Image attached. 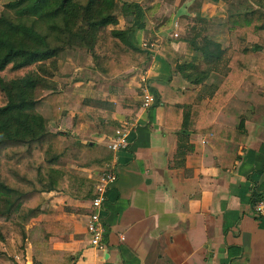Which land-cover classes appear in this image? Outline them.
Segmentation results:
<instances>
[{
    "label": "crops",
    "instance_id": "crops-1",
    "mask_svg": "<svg viewBox=\"0 0 264 264\" xmlns=\"http://www.w3.org/2000/svg\"><path fill=\"white\" fill-rule=\"evenodd\" d=\"M257 6L254 0H204L202 9L193 13L204 18L208 36L227 49L225 63L215 69L184 38L171 37L169 42L154 29L156 37L139 19L133 23L131 39L154 50L144 66L146 75L141 76V67L109 77L84 68L90 76L110 81L106 86L84 81L81 91L71 92L108 105H90L86 112L62 109L66 117L48 118L42 110L50 108L49 103H38L36 112L44 118L46 131H64L73 142L91 141L107 147L126 122L135 119L138 124L129 148L117 154L118 179L106 193L102 212L107 230L105 248L90 244L91 200L50 191L43 194L41 215L26 225L29 238L24 259L14 252L12 240L10 249L2 246L10 253L0 256V264H42L36 256L44 255L39 243L42 224L48 221L68 225L49 237L47 250L59 253L50 264H264V220L253 210L254 203L264 197V87L243 81L215 118L216 124L234 129L232 135L239 139L224 136L223 131L216 136L191 134L184 158L178 154L179 129L164 124L165 108L161 105L183 106L185 90L194 89L195 102L204 106L224 89L227 59L258 41L252 33L231 32L229 16ZM247 61L255 64L254 59ZM185 63L191 70L210 73L198 82L189 81L176 69ZM137 77L139 86L147 77L158 98L159 103L147 110L142 108V95L133 91ZM101 116L106 119L102 124ZM50 123L60 126L51 130ZM64 123L71 132L63 128ZM73 153L75 158L67 165L76 167L78 157ZM106 168L83 167L93 177Z\"/></svg>",
    "mask_w": 264,
    "mask_h": 264
},
{
    "label": "trees",
    "instance_id": "trees-1",
    "mask_svg": "<svg viewBox=\"0 0 264 264\" xmlns=\"http://www.w3.org/2000/svg\"><path fill=\"white\" fill-rule=\"evenodd\" d=\"M141 1L13 0L7 4L9 11L0 16L1 254L9 255L2 246L10 249L14 240V252L24 259L25 243L29 238L26 225L41 215L45 192L59 191L82 200L95 198L97 177L90 176L83 167H107L113 160V152L96 142L75 141V145L87 154L86 162L83 166H68L66 162L75 158V154L67 144L70 140L67 133L46 131L44 118L36 112V107L38 103L48 102L52 114L57 117L62 109L86 112L90 105L107 104L55 90L44 80L48 74L52 75L47 61L53 64L67 46L86 48L87 67L106 76H117L150 62L153 52L133 42L132 26L110 27L119 23L118 12L133 16L131 20H143ZM254 1L258 5L256 9L229 16L231 32L252 33L258 41L233 52L227 59L229 71L223 82L224 89L204 106L195 102L197 92L194 89L185 90L183 106L161 103L165 108L164 124L179 129L178 154L183 158L191 134L216 136L223 131L224 136L239 139L240 136L232 135L234 129L216 124L215 118L243 81L264 87V0ZM196 21L198 26H193L191 35L184 39L215 69L225 63L227 49L207 35L204 18L198 16ZM247 58L254 59L255 64L248 63ZM176 69L192 82L210 73L191 70L187 63L178 64ZM40 87L50 91L38 97ZM156 103H159L158 98ZM36 128H39L38 134ZM243 129L244 121L239 132ZM42 225L39 246L44 255H37L36 259L50 264L59 253L47 250L49 237L60 234L68 225L52 221Z\"/></svg>",
    "mask_w": 264,
    "mask_h": 264
},
{
    "label": "rangeland",
    "instance_id": "rangeland-1",
    "mask_svg": "<svg viewBox=\"0 0 264 264\" xmlns=\"http://www.w3.org/2000/svg\"><path fill=\"white\" fill-rule=\"evenodd\" d=\"M10 1L13 0H0V16L5 12L9 11L7 8V4ZM140 4L145 14L144 19L142 21L143 24H145L146 26L144 29L147 30L148 33L154 34L157 37L156 33H154V29H155L156 31H159V34L163 38L167 39V41L170 42L171 37L173 38V40H178L184 38L185 36L191 35L192 27L198 26V22L196 21L197 16L193 15V13L196 11H200L202 9L204 5V0L201 1L200 0H142ZM118 14H119L118 15L119 20L121 19V22H119V25L110 26L111 28L115 27L117 29L118 27L121 28L122 26H124L125 28L130 26L133 27L134 25L133 23L135 21V20H131L133 16L130 17L126 16L123 13L121 14V12H118ZM177 22L179 24V28L176 29L175 23ZM203 25H205L206 27V24ZM175 32H177L179 36L177 37L174 36ZM87 58H88V51L86 48H82L79 46L65 47V49L60 53L59 57L56 59V61L53 64H51V61H47V67L52 73V75L49 74L48 76L45 75L46 76L45 78L49 80L48 84H50V86L55 90H62L70 94H74L71 91H74L75 93L78 92V90L81 91L82 82L84 81L92 80L95 81L97 85L100 83L106 86L107 83L110 81L109 79L101 78L98 75H95V77H93L86 72L84 68H88L86 65ZM141 69H142L140 71L141 76L142 74L146 75L144 73L146 68H144L143 66L141 67ZM75 85H77V88L74 89ZM133 85H134L133 91L138 94L140 93V95L143 96V85H144L143 80H141V84L139 86L138 77H137ZM123 88L122 91H126ZM48 91L50 90L44 87H40L37 89V96L41 97L44 94H46ZM76 95L79 94L77 93ZM42 111L46 115H48V118H51L53 115L51 108L48 109L46 108ZM94 112H97V109ZM59 115H61L62 117L63 116L66 117V114L65 113L61 114V111L57 114V117ZM98 120L102 124L106 119L101 116L98 117ZM56 124L57 123L54 124L50 123L49 129L53 130L56 127L60 126V124L59 125ZM62 126L63 128H65L66 131H69V128L66 126L65 123ZM35 133L36 134L39 133V128L35 129ZM70 138L71 140H69L67 144L70 145L73 151L77 153L78 158H76L75 160H77L76 162L78 163V166H81L82 165L81 163L85 161L86 157L83 156L84 152L79 153L78 150H81V148L76 146L75 145L76 143L72 141L74 140L73 137L71 136ZM68 161L66 162V164L68 163ZM0 256L2 257V254H0Z\"/></svg>",
    "mask_w": 264,
    "mask_h": 264
},
{
    "label": "built area",
    "instance_id": "built-area-1",
    "mask_svg": "<svg viewBox=\"0 0 264 264\" xmlns=\"http://www.w3.org/2000/svg\"><path fill=\"white\" fill-rule=\"evenodd\" d=\"M178 22L175 23L176 29L178 28ZM174 36H179L177 32L174 33ZM144 48H149L154 52L153 48L148 44L144 45ZM143 103L142 108L149 109L156 104L157 97L151 91V88L148 83L147 77L143 79ZM137 120L133 119L132 121L126 122L117 130V136L111 141L107 147L113 152V160L107 166V168L97 176V183L95 187L96 196L91 200L92 211L89 215L88 221V232L90 235V244L94 248L104 249L105 248V238L107 230L104 224L103 210L106 200L107 190L117 181L118 172H117V154L120 150L128 149L130 145V136L132 132L137 127ZM254 214L258 219L264 220V197L258 199L253 205ZM124 238V237H123Z\"/></svg>",
    "mask_w": 264,
    "mask_h": 264
}]
</instances>
